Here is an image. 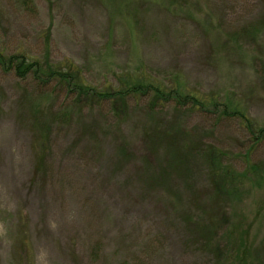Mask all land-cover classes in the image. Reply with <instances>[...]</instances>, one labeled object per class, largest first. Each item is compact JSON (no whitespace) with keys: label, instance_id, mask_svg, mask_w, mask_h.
Segmentation results:
<instances>
[{"label":"rangeland","instance_id":"374dc122","mask_svg":"<svg viewBox=\"0 0 264 264\" xmlns=\"http://www.w3.org/2000/svg\"><path fill=\"white\" fill-rule=\"evenodd\" d=\"M0 49L208 102L79 104L0 69V264H237L264 245V141L214 108L264 128V0H0Z\"/></svg>","mask_w":264,"mask_h":264},{"label":"trees","instance_id":"16d2710c","mask_svg":"<svg viewBox=\"0 0 264 264\" xmlns=\"http://www.w3.org/2000/svg\"><path fill=\"white\" fill-rule=\"evenodd\" d=\"M25 5H28L29 0H22ZM48 48V47H47ZM0 69H4L7 72H13L20 79L33 78L39 82L41 86H47L50 83H55L60 88L69 93L68 95H74L77 98L76 103H81L83 99L91 101L93 106L101 105L103 103H116L117 101L127 103L130 98L138 99L142 97L151 98V106L149 111L154 110V106L165 105V103L176 101L178 107L189 108L191 111L207 110V100L200 98L194 94H187L181 92L180 89L173 88L169 92L161 90L153 84L146 83L143 78L136 79L134 76H126L117 82V87L110 86V89L104 90L92 89L88 86H84L80 81V71L72 64H65L59 67H55L48 62L47 57L44 60L29 59L24 55H6L4 50L0 49ZM211 102V101H209ZM214 108L220 112L224 117H237L245 125L246 130L252 138V141L257 145H260L264 141V128L256 127L254 122L241 111L237 106V109H230L228 105H219L217 101H214ZM218 113V112H216ZM168 146L175 145V138L171 136L167 137ZM125 149L122 148L121 151ZM120 151V152H121ZM207 160L214 168L222 167L225 161L223 152L216 149L206 148L204 149ZM43 164V160L40 165ZM258 165L250 163L248 170L245 171L246 176L256 173ZM234 180V179H233ZM233 188L229 190L222 189L221 193L224 196V200L231 197L237 192L236 183L232 181ZM216 190L214 196H216ZM232 194V195H231ZM223 210V209H222ZM212 224L213 222L210 221ZM213 226V224L211 225ZM210 226V227H211ZM205 228L201 231L205 233ZM209 234L212 233V227L207 230ZM206 233V235H209ZM252 250V251H251ZM232 259L237 260V264H264V245L258 248L248 249L241 241V245L238 246Z\"/></svg>","mask_w":264,"mask_h":264}]
</instances>
